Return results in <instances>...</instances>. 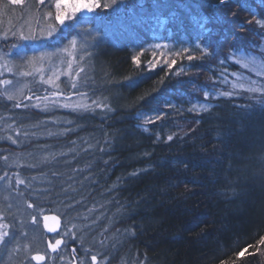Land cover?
Here are the masks:
<instances>
[{
	"label": "trees",
	"instance_id": "trees-1",
	"mask_svg": "<svg viewBox=\"0 0 264 264\" xmlns=\"http://www.w3.org/2000/svg\"><path fill=\"white\" fill-rule=\"evenodd\" d=\"M53 5L0 0V54L17 60L35 43L55 48L92 30L96 46L72 92L114 99L80 113L45 112L14 107L22 100H9L0 83V214L8 233L0 264H91L93 255L102 264H264L261 93L245 84L230 97L216 94L232 91L218 81L225 56L229 81L242 75L264 84L239 64L242 55L264 60V29L255 22L264 19V0H124L79 16L54 38L12 47L13 33L28 34L27 26L46 32ZM150 60L159 61L154 70ZM67 89L62 83L59 91ZM49 213L62 219L54 236L41 227ZM56 239L65 243L53 253Z\"/></svg>",
	"mask_w": 264,
	"mask_h": 264
},
{
	"label": "snow or ice",
	"instance_id": "snow-or-ice-1",
	"mask_svg": "<svg viewBox=\"0 0 264 264\" xmlns=\"http://www.w3.org/2000/svg\"><path fill=\"white\" fill-rule=\"evenodd\" d=\"M14 2L20 3L22 2V0H14ZM39 2L41 4H43L45 2V0H39ZM228 0H219V3L221 5H224L225 3H227ZM124 3V0H106V2L103 3V5H101V0H54V8H55V13L53 14L51 11H49L48 13H46V17L48 19H51L53 21V23L51 24L50 27H48V29L46 30V32L44 30H41L40 32H32L29 31L28 34H24V33H20L18 36L16 35V33H13L14 36H16L17 39V44L12 45V47H16L18 46V44L20 43V41H34V40H38V39H50V38H54L55 34H57L58 32L62 31L64 28L68 27L69 24L75 22L77 20V18L81 15H83L84 13H88V14H94L96 12V9H99L101 7H103V9H113L116 10L118 5H121ZM257 25H259V27L261 29H264V19H260V20H256L255 21ZM7 38V37H5ZM72 44V46L76 45V40H72L70 42ZM96 46V45H93ZM156 47H160L159 45H157ZM66 50V49H64ZM195 50H199L202 53V57L204 59L208 58V53L206 52L205 49H200L199 45L196 46ZM85 51H87V49H85ZM188 49L187 48H182L178 51L175 52V56L176 57H182L183 53L187 52ZM262 57H264V54H261ZM198 59V57L193 56L191 54L187 55V60L188 61H194ZM243 60V67L244 68H250L251 71H254L256 73V75L259 77L261 75H264V62H260L258 63L256 61V59L253 57L251 60H249L248 58H241ZM228 57L225 56L224 59L220 60L218 62V67L222 68L223 70L221 71L219 77H218V81L220 84L222 85H228L231 83L232 86V91H223V92H216L217 95L222 96V97H230L234 94L235 90L239 87L241 89L245 88V84H247V91L251 92V93H261V95L259 96V99L255 100L256 103H258L260 106L264 107V84H261L259 82V80H251L250 78L247 77H243L242 75H237L236 76V81L232 82L229 81L228 76H227V68L224 67V65L227 63ZM21 61H22V65H27V64H31L32 61L28 59L27 56H23L21 57ZM133 62L135 64H137V66H139L140 64V58L138 56H134L133 57ZM164 63L168 66L169 69L172 68L173 65H176L177 60L176 59H171V60H165ZM159 64V61H149L148 67L150 70H154L157 65ZM251 66V67H250ZM69 67L71 68V65H69ZM17 71H20V68H17ZM183 69L180 72H177L176 75H182L183 74ZM22 75H26V76H30L33 75L32 72H23L21 73ZM59 77H57L58 79ZM43 79V77H42ZM45 83H53L52 79L50 78L47 81H44ZM163 81H161L162 83ZM0 83L3 84H11V81H0ZM76 84L73 83L72 84V88H76ZM202 89H196V91H201ZM8 89H5V92H7ZM46 92L50 91V90H45ZM216 91V87L215 85L213 86L212 89H210L209 91H205L204 92V96L207 99L208 97H210L213 92ZM77 94L79 95H86V93H79L77 91ZM7 98L9 100H13L14 99V95L13 94H8ZM35 99L37 101H39V103L36 104H23V101H21L20 103H16L14 104V107H21L23 106L24 108H38L41 111H56L59 109H66L69 110L71 112H76V113H80L82 111H87L89 110V108L91 107L90 105L87 104H81V103H74L72 101V96H63L62 93L57 89L56 91H51V95H36ZM28 100L31 101L32 97H28ZM92 104L100 107V103L98 101H92ZM209 107H211L210 104H202L201 108L203 110H207ZM196 108L195 106H193V108H190L189 111H195ZM157 120L160 119V116L157 115L156 117ZM151 122V121H149ZM67 123H71V121H68ZM38 127V125H37ZM71 131V129H65V132H69ZM49 135H53V133H49ZM56 135H61V133H56ZM172 135L168 136V140H172ZM16 141H13V143H15ZM133 175H135V173H133ZM20 183H23V181H19ZM29 207H31V205H29ZM43 220L45 221L44 227L49 231V232H54L57 230L56 226L53 225H49L47 223V221L49 220H53V221H57L58 222V218L56 216H48L45 215L43 216ZM33 221H36V217L33 216ZM8 233L7 232H2L0 231V241H4L5 236H7ZM65 235H71L70 233H65ZM62 243H65V241L63 239H56L54 243H49L48 244V248L51 249V251L53 253H56L59 249V247L62 245ZM76 250L73 249V252H75ZM240 255H244L243 252L240 253ZM32 259L35 260H44L45 256H41V255H35L32 257ZM92 261L95 262L97 260V257L95 255H93L91 257Z\"/></svg>",
	"mask_w": 264,
	"mask_h": 264
},
{
	"label": "rangeland",
	"instance_id": "rangeland-1",
	"mask_svg": "<svg viewBox=\"0 0 264 264\" xmlns=\"http://www.w3.org/2000/svg\"><path fill=\"white\" fill-rule=\"evenodd\" d=\"M87 15L90 14L84 13L81 16ZM27 27L28 32L31 31L30 27ZM93 37L97 38L98 33L89 29H85L82 31L81 35L72 36L67 40L66 43L55 48H47L42 43H35V48L32 50V53L19 55L17 56V60L12 58V54H0V75L7 76L11 74L13 76L12 78H5V80L11 81L12 83L3 85V93L6 96H8V94H13L14 99H21L24 102L36 104L39 103V101L35 99V96L39 94L37 92H33L34 87L37 89L44 87L53 90H60L62 89V83H65L68 88V93H62V95H71L72 101L74 103L90 105L91 107L89 110L101 107L93 105L92 101H98L99 103H104L107 106H110L114 98L109 94L104 97H99L88 92H79L86 93V95H79L77 92H72V84L74 83L73 78L78 75L80 70L84 69L82 62L84 58H86L87 52L93 45V41L91 40ZM72 40H76L75 46H72L70 43ZM85 49H87V51H85ZM23 56H27L28 59L32 61V63L22 65L21 57ZM241 57L248 58L249 60L253 58V56L246 55H242ZM256 61L258 63L264 62L263 59H256ZM239 64L243 67V60L239 62ZM69 65H71V68ZM18 67L20 68L19 72L17 71ZM244 69L251 72L252 74L250 75L253 77H258L254 71L250 70V68ZM23 72H32L33 75H22L21 73ZM57 77L59 78L57 79ZM259 77H264V75ZM50 78L52 79L53 83L49 84L44 82ZM6 88L8 89L7 92H5ZM28 97H32V100L29 101ZM59 110L69 111L66 109ZM2 183L3 186H6V181H3ZM0 231L6 232L5 223L3 222V217L1 214Z\"/></svg>",
	"mask_w": 264,
	"mask_h": 264
},
{
	"label": "water",
	"instance_id": "water-1",
	"mask_svg": "<svg viewBox=\"0 0 264 264\" xmlns=\"http://www.w3.org/2000/svg\"><path fill=\"white\" fill-rule=\"evenodd\" d=\"M46 215H48V216H56V217L58 218V222H57V221H53V220H49V221H47V223H48L49 225L56 226L57 230L54 231V232H49V231L44 227L45 221L43 220V216H45V215H43V216L41 217V227H42L43 232H44L47 236H54V235L60 233V231H61V229H62V219H61L57 214H55V213H49V214H46Z\"/></svg>",
	"mask_w": 264,
	"mask_h": 264
},
{
	"label": "flooded vegetation",
	"instance_id": "flooded-vegetation-1",
	"mask_svg": "<svg viewBox=\"0 0 264 264\" xmlns=\"http://www.w3.org/2000/svg\"><path fill=\"white\" fill-rule=\"evenodd\" d=\"M96 257H97V260H96L95 262L92 261L91 264H102L101 261H102L103 259H99L98 256H96ZM79 260H82V258H79ZM91 260H92V259H91ZM73 264H77V259H76L75 262H73Z\"/></svg>",
	"mask_w": 264,
	"mask_h": 264
}]
</instances>
